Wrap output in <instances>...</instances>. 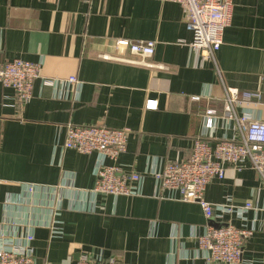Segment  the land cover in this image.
Wrapping results in <instances>:
<instances>
[{"label": "crops", "instance_id": "crops-1", "mask_svg": "<svg viewBox=\"0 0 264 264\" xmlns=\"http://www.w3.org/2000/svg\"><path fill=\"white\" fill-rule=\"evenodd\" d=\"M119 39L155 41L152 60L166 68L117 59L138 58L117 48ZM193 40L182 6L168 0H0V59L41 64L26 103L0 83V239L32 232L38 264L99 254L131 264H221L198 238L231 221L254 229L239 264H264V182L250 162L228 166L205 197L253 207L208 219L152 176L141 195L93 193L100 158L64 147L68 124L127 128L126 151L105 163L159 171L189 159L199 136L212 145L239 138L223 115L228 87L259 92L237 109L264 121V0H234L217 63L203 61ZM150 100L157 106L147 107ZM210 107L218 111L213 128L205 125ZM53 221L62 234L53 235Z\"/></svg>", "mask_w": 264, "mask_h": 264}, {"label": "built area", "instance_id": "built-area-1", "mask_svg": "<svg viewBox=\"0 0 264 264\" xmlns=\"http://www.w3.org/2000/svg\"><path fill=\"white\" fill-rule=\"evenodd\" d=\"M179 3L184 11L187 27L194 34L192 48L197 50L203 61L217 63V52L224 43V33L232 22L234 0H168ZM117 48H127L137 59L118 57L130 63L149 68H166L162 63L152 60L156 42L153 40L129 41L119 39ZM112 56L105 55L109 59ZM41 77V64L15 58L0 59V83L15 90L21 103H26L33 96L34 82ZM70 82H79L70 77ZM259 92L240 91L228 87L224 97V117L239 129V138L218 139L212 145L208 136H199L194 140L189 159L181 162L167 161L159 171L124 172L115 165L105 163V158L116 160L126 151L129 129H113L105 125L66 126L64 147L75 149L83 154L96 153L100 158L97 167V180L93 193L118 197L142 194L145 180L152 176L163 189L179 192V199L196 202L201 205L206 218L216 214L243 215L253 207L252 202L244 205L234 203L215 204L205 197L206 189L214 178L223 179L228 166L235 168L250 162L264 182V121L253 119L237 109L242 103L259 100ZM157 106L151 100L147 107ZM218 111L210 107L206 110V127L213 128ZM136 183L137 189L133 188ZM51 229L53 235L62 234L61 227ZM254 235L253 228H240L231 221L220 226H208L205 233L199 236L200 248L209 251V260L221 264H239L243 259L245 244ZM31 232L18 241L0 239V264H38L31 245L34 240ZM78 264H131L116 257L104 258L82 255Z\"/></svg>", "mask_w": 264, "mask_h": 264}]
</instances>
